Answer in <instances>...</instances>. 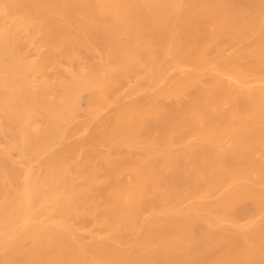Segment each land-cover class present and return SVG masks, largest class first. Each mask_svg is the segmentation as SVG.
Wrapping results in <instances>:
<instances>
[{
	"label": "bare ground",
	"instance_id": "6f19581e",
	"mask_svg": "<svg viewBox=\"0 0 264 264\" xmlns=\"http://www.w3.org/2000/svg\"><path fill=\"white\" fill-rule=\"evenodd\" d=\"M0 264H264V0H0Z\"/></svg>",
	"mask_w": 264,
	"mask_h": 264
}]
</instances>
